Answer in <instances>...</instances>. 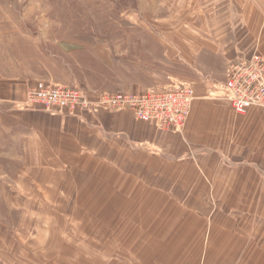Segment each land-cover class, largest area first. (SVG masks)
<instances>
[{"label": "rangeland", "instance_id": "374dc122", "mask_svg": "<svg viewBox=\"0 0 264 264\" xmlns=\"http://www.w3.org/2000/svg\"><path fill=\"white\" fill-rule=\"evenodd\" d=\"M191 7L190 0H0V74L103 93L193 84V70L179 56L168 60L167 46L158 42L182 34ZM174 47L180 52L181 45ZM201 60L198 66L214 68ZM210 74L211 85L219 84L218 73ZM27 159L21 140L0 127V264H135L136 246L146 240L171 245L167 233L145 238L141 230L151 227L176 230V250L206 247L200 255L154 247V264H244L237 246L264 245L263 222L230 216H245L252 207L218 205L215 191L200 188L198 180L181 193L189 203L174 205L175 220H144L141 213L149 215L152 205L140 200L149 191L134 182L124 191L110 192L108 185L99 196L61 181L43 188L38 180L48 174ZM200 195L213 202L201 203ZM162 207L156 208L166 213ZM254 256V263L264 262V250Z\"/></svg>", "mask_w": 264, "mask_h": 264}, {"label": "crops", "instance_id": "0c3cea01", "mask_svg": "<svg viewBox=\"0 0 264 264\" xmlns=\"http://www.w3.org/2000/svg\"><path fill=\"white\" fill-rule=\"evenodd\" d=\"M190 5L188 14L184 12L182 34L158 39L167 46L168 60L175 61L179 56L195 75L192 80L196 99L181 134L141 122L128 110L52 115L27 105V93L35 84L31 79H10L1 74L0 127L8 136L21 140L29 164L38 165L40 172L50 176V181L48 176L38 180L40 187L61 181L65 187H86L88 192L93 190V196H99L108 185L110 192L124 191L134 182L137 188L149 191L148 199L144 202L141 197L140 204L152 205V212H142V218L170 221L175 220L174 205L189 203L188 198L181 197L183 190L192 188V181L198 180L200 188L215 191L212 199L218 205L252 207L254 211L245 216H230L263 222L258 235L262 230L264 236V109L236 114L229 102L215 98L216 91L209 80L215 70L218 83H223L231 61L247 59L254 52L264 55V0H190ZM176 45H181V53H176ZM199 59L212 62L214 68L198 66ZM199 198L204 204L213 202L205 195ZM155 206H164L166 213H160ZM255 206L262 208L255 211ZM141 233L145 238L167 233L171 238L167 243L171 245L147 244L146 240L145 247L136 246L141 257L135 264H154L158 255L154 247L167 253H181L183 248V253L200 255L206 251L205 244L176 250L173 229L151 227ZM254 234V230H247V236ZM251 242L237 246L236 254H245L244 264H264L254 263V254L263 251L264 245ZM174 258L177 256L173 261Z\"/></svg>", "mask_w": 264, "mask_h": 264}, {"label": "built area", "instance_id": "2783aa9c", "mask_svg": "<svg viewBox=\"0 0 264 264\" xmlns=\"http://www.w3.org/2000/svg\"><path fill=\"white\" fill-rule=\"evenodd\" d=\"M213 87L215 98L229 102L238 115H245L252 108L264 109V55L254 52L247 59L231 61L225 81ZM195 99L194 86L190 82L144 92L98 93L78 86L38 81L27 93L28 106L52 115L77 112L95 115L128 110L141 122L178 134L188 123Z\"/></svg>", "mask_w": 264, "mask_h": 264}]
</instances>
